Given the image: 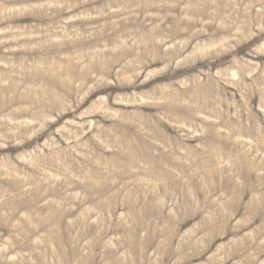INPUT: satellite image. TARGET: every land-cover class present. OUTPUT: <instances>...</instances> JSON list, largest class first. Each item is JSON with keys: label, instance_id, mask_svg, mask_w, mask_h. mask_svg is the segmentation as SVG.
Returning <instances> with one entry per match:
<instances>
[{"label": "rangeland", "instance_id": "rangeland-1", "mask_svg": "<svg viewBox=\"0 0 264 264\" xmlns=\"http://www.w3.org/2000/svg\"><path fill=\"white\" fill-rule=\"evenodd\" d=\"M0 264H264V0H0Z\"/></svg>", "mask_w": 264, "mask_h": 264}]
</instances>
